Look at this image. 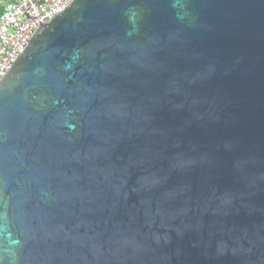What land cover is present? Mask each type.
<instances>
[{
  "label": "water",
  "instance_id": "water-1",
  "mask_svg": "<svg viewBox=\"0 0 264 264\" xmlns=\"http://www.w3.org/2000/svg\"><path fill=\"white\" fill-rule=\"evenodd\" d=\"M0 264H264V0H74L0 75Z\"/></svg>",
  "mask_w": 264,
  "mask_h": 264
},
{
  "label": "built area",
  "instance_id": "built-area-1",
  "mask_svg": "<svg viewBox=\"0 0 264 264\" xmlns=\"http://www.w3.org/2000/svg\"><path fill=\"white\" fill-rule=\"evenodd\" d=\"M74 0H0V75L17 59L38 27Z\"/></svg>",
  "mask_w": 264,
  "mask_h": 264
}]
</instances>
